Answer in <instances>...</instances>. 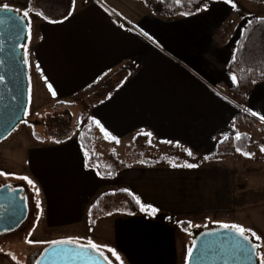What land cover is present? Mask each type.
Segmentation results:
<instances>
[{
	"label": "crops",
	"instance_id": "1",
	"mask_svg": "<svg viewBox=\"0 0 264 264\" xmlns=\"http://www.w3.org/2000/svg\"><path fill=\"white\" fill-rule=\"evenodd\" d=\"M63 1L50 13H63L69 5V15L49 22L33 12L42 0H0V8L7 5L30 14L25 48L29 96L34 89L54 101L77 96L83 102L85 90L96 88L97 95L83 102L80 111L93 130L91 154H83L79 134L58 142L33 139L28 148L48 157L41 179L52 200L51 209L42 213L43 223L49 228L84 226L99 252L123 264H186L190 232L200 223H233L259 231L253 226V211L264 209V151H253L252 143L253 131L261 133L260 142L264 129L252 130L248 146L231 157L203 159L219 142L237 135L239 113L253 116L264 128V81H253L246 100L239 102L231 93L236 83L229 71L243 27L252 19H264L253 10L263 4L212 0L207 11L163 17L142 0H75L74 6L73 0ZM138 136L180 148L185 155L180 158L172 151L169 157L177 163L152 166L134 160L116 163L114 177H102L85 166L86 158L95 156L107 167L106 159L113 157L107 152L131 145ZM101 141L107 156L97 150ZM115 190L131 193L145 211L113 213L90 223L88 207L102 193ZM169 217L172 222L165 220ZM109 219L116 225L115 242L101 230ZM133 226L142 228L134 236Z\"/></svg>",
	"mask_w": 264,
	"mask_h": 264
},
{
	"label": "rangeland",
	"instance_id": "2",
	"mask_svg": "<svg viewBox=\"0 0 264 264\" xmlns=\"http://www.w3.org/2000/svg\"><path fill=\"white\" fill-rule=\"evenodd\" d=\"M253 10L256 11L257 14H263L264 16V5L253 7ZM24 12L25 11L22 13ZM26 18L28 22H31L30 14ZM263 54L264 44H257L256 49L254 50L253 60H259L260 56ZM95 89L96 88L92 86L85 90L84 95L86 98L82 99L84 100V103H90L94 96L97 95L93 93V90ZM76 100L77 96L70 101H54L53 99H49L45 92L40 94L33 89L31 96H29V105L26 112L27 122L18 125L8 137L0 141V173H4V175H0V186L9 185L14 188H21L24 191L27 206V216L22 225L15 232L0 238V264H28V259L32 252L41 250L44 246L51 244L53 241L74 240L78 241L81 245H86V242L89 240L92 241L93 239V235H89V233L86 232L87 228L84 230V226L81 225L70 224V226H64L61 228L53 226L52 228H49L48 225L43 223L42 213L51 209L50 202L52 200L49 195L51 191L48 189L47 184L43 183L41 179L45 174L44 167L45 164H47L48 157H45L46 155L44 152H31L30 149H28L30 144L32 145V143H35L33 139L35 141L40 140V142L41 140L58 142L71 135L80 134L82 129H87V127L90 126L87 122L82 121L84 119L82 118V112L80 111H82V108L84 107L82 105L83 102H77ZM260 137L261 133L259 130H254L252 147L255 152L262 148L259 142ZM132 145L140 151L139 154H141V156H139V158L147 156L151 159H156L160 154L169 156L172 151L180 158L185 155V152L180 150V148L169 147L165 144L157 143L149 139L138 138L135 141L133 140L131 145L124 148L119 147V149H110L107 153L112 154L113 157L110 162H107L106 158L108 157L105 158V164L107 167H112L113 164L118 162L127 163L134 160V155L128 151ZM102 146L105 147L106 143L102 141L97 143L98 152L102 151ZM102 152L103 156L108 155L106 152ZM83 154L85 155L86 153L83 151ZM65 156H63L64 159L66 158ZM177 160L178 159L174 160L173 158H170L168 162L177 163L179 161ZM21 177L31 179L35 184V188L30 186L26 180L20 179ZM36 189H39L38 195ZM55 195L59 196L60 191L56 190ZM37 203L40 205L39 208L37 207ZM45 204L48 208H46V210ZM165 220H167V222L168 220L171 222L173 221L172 217ZM69 222L73 221L70 220ZM110 222L111 219L104 220L102 222L101 230L104 233H107L109 237L112 236L115 242L114 236L116 225L113 227L112 224L110 225ZM186 222L182 225L184 229H186L189 224L188 222L185 224ZM191 224L193 225V223ZM192 225L189 227L192 228ZM209 225L216 227L223 224L200 223L196 228L193 227V229H208ZM256 225L261 228L259 231L253 229V231L250 230V232L247 233L249 237L254 240L256 239L251 233L254 232L259 237L261 236V233H264V209L257 212L253 211V226ZM138 228L139 227L133 226L130 229V234L132 236L136 235L137 233L135 231ZM146 228L147 230L154 229L152 226H147ZM75 233L81 234L77 236ZM260 241L262 243H259L261 245L259 256H264V237L263 239L256 240V242ZM103 256L110 264H123L114 259L111 254H103Z\"/></svg>",
	"mask_w": 264,
	"mask_h": 264
},
{
	"label": "water",
	"instance_id": "3",
	"mask_svg": "<svg viewBox=\"0 0 264 264\" xmlns=\"http://www.w3.org/2000/svg\"><path fill=\"white\" fill-rule=\"evenodd\" d=\"M0 8V141L21 123L27 122L29 105L28 69L25 48L30 25L22 12ZM29 122V121H28ZM0 234L13 230L25 219L27 206L24 191L9 185L0 188ZM193 250L186 264H259V257L240 251L251 245L221 226L191 230ZM250 238V237H249ZM253 243L258 244L253 238ZM260 254V248L257 250ZM99 251L81 250L76 245H46L33 264H110Z\"/></svg>",
	"mask_w": 264,
	"mask_h": 264
},
{
	"label": "trees",
	"instance_id": "4",
	"mask_svg": "<svg viewBox=\"0 0 264 264\" xmlns=\"http://www.w3.org/2000/svg\"><path fill=\"white\" fill-rule=\"evenodd\" d=\"M61 0H42L39 8L34 9L35 13L49 21L63 20L69 15V5L63 13H50V9L58 6ZM154 14L163 17L175 16H191L204 10L205 6L212 0H142ZM253 4H263L264 0H247ZM68 4V0H64ZM264 44V19H252L243 27L241 38L236 46L234 60L229 65V71L236 77V85L232 88L233 97L239 101L246 100V94L252 87L253 81H264V54L259 60H253L254 50L256 45ZM234 127L237 135L229 137L218 143L216 150L206 156L203 160L220 159L231 157L237 152L243 151L251 141L252 130L258 128L263 130L260 122L253 116L247 113H239L235 117ZM138 138L146 139L138 136ZM65 139V138H64ZM79 143L85 153H89L93 149V132L92 127L82 129L78 136ZM261 145L264 148V135L260 139ZM130 152L134 155V161L147 166H152L160 163H166L171 157L162 155L156 159H151L147 156H141L138 148L132 145ZM143 153V152H142ZM173 158V157H172ZM174 159V158H173ZM175 160V159H174ZM120 162H118L119 164ZM85 166L93 168L102 177H114L116 174L115 167H106L99 158L89 156L86 158ZM134 196L127 191L115 190L102 193L98 196L87 209V219L90 223L97 219L103 218L112 213L137 214L141 211V205L136 203ZM108 255V254H104Z\"/></svg>",
	"mask_w": 264,
	"mask_h": 264
},
{
	"label": "snow or ice",
	"instance_id": "5",
	"mask_svg": "<svg viewBox=\"0 0 264 264\" xmlns=\"http://www.w3.org/2000/svg\"><path fill=\"white\" fill-rule=\"evenodd\" d=\"M225 3H229L230 0H224ZM74 3H75V0H73V6H74ZM232 7L235 8L236 5L233 3L232 4ZM5 9L9 10L8 9V6L5 5L4 6ZM205 11L208 10L207 6H205L204 8ZM37 15H42V13H36ZM23 15L25 17H27L29 15V13L27 11H25L23 13ZM49 22H53V21H49ZM25 56L27 57V52L25 53ZM25 63H27V59L25 58ZM37 68L39 69V65H37ZM232 80H233V83H236V77L233 76L232 77ZM49 87V90H51V85L48 86ZM53 96H55V92L52 93ZM257 113L256 112H252V115H256ZM262 120H264V116H261L260 117ZM93 123H95L98 127H101V131L104 133V136L106 138H112L110 137V134L104 130V128L102 126H100V122L99 121H93ZM146 135H151V133H147ZM237 139H240V136L237 135ZM261 151H264V148L261 149ZM188 155H192V153L189 151L188 152ZM245 155H249V154H245ZM175 166V165H174ZM186 167L188 168H193V167H196V165H193V164H187L185 165ZM0 175H4V173H0ZM20 179H24L27 181V183L32 186L33 188H35V184L34 182L27 178V177H21ZM36 192H37V195L39 194V189H36ZM131 195V193H129ZM134 199H136L135 197H133ZM136 203L137 204H140V201L139 199H136ZM39 203H37V207L39 208ZM141 211H145V206L144 205H141ZM156 209H152V212L155 213ZM221 227L223 229H225L226 231H229V232H232V233H235L237 236L240 237L241 240L247 242L248 244L251 245V248L250 249H244L243 247H241L240 251L247 254L248 252H250L252 255H255V256H258L259 257V264H264V256H259V252L257 251L261 245L260 244H256V243H253L252 240H250L249 238V235L247 234L248 232H250V230L248 229H245L239 225H236V224H223L221 225ZM251 235L253 237H255L256 240H260L261 238L259 236H257L254 232L251 233ZM53 246L54 247H59V246H62V245H76L77 248L81 249V250H84L86 248H91L93 251H99V246L96 245L95 243H93L91 240H89L87 242V245H81L79 244L78 241H74V240H60V241H53ZM110 252H112L113 255H116L115 251L112 250V249H109ZM101 256H103V252H100L99 253ZM193 255V250L190 248L188 250V258L191 259ZM117 259H120L119 256L116 257Z\"/></svg>",
	"mask_w": 264,
	"mask_h": 264
},
{
	"label": "flooded vegetation",
	"instance_id": "6",
	"mask_svg": "<svg viewBox=\"0 0 264 264\" xmlns=\"http://www.w3.org/2000/svg\"><path fill=\"white\" fill-rule=\"evenodd\" d=\"M3 186H5V185H3ZM2 186H0V188H1ZM25 195V194H24ZM25 200H26V197H25ZM4 211H5V207L4 206H1V208H0V216H2V214L4 213ZM27 216V215H26ZM26 218V217H25ZM25 220V219H24ZM23 220V221H24ZM23 221L19 224V226L18 227H16V228H14L13 230H10V231H8V232H5V233H3V234H0V238L1 237H4V236H7V235H9V234H11V233H13V232H15L21 225H22V223H23ZM191 238H192V236H191ZM43 249V248H42ZM41 249V250H42ZM41 250H38V251H36V252H32L31 254H30V257H29V259H28V264H33L34 262H35V260L37 259V257L39 256V254H40V252H41Z\"/></svg>",
	"mask_w": 264,
	"mask_h": 264
}]
</instances>
